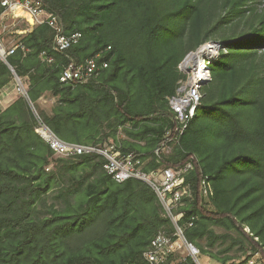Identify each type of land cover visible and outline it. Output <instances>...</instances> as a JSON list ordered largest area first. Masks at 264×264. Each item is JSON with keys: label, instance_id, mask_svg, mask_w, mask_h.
<instances>
[{"label": "trees", "instance_id": "trees-1", "mask_svg": "<svg viewBox=\"0 0 264 264\" xmlns=\"http://www.w3.org/2000/svg\"><path fill=\"white\" fill-rule=\"evenodd\" d=\"M40 1L81 38L56 52L50 28L38 26L0 61V90L13 73L26 79L38 118L20 94L0 107V264H139L155 236L173 233L148 185L115 183L95 155L55 159L34 132L41 122L79 142L114 116L120 151L141 154L146 169L195 158L179 226L198 261L243 264L247 246L264 261V0ZM209 41L223 42L211 81L179 145L159 160L153 150L174 120L167 99L186 78L178 66ZM99 52L109 63L98 77L60 82L63 67ZM40 98L52 102L40 108ZM55 189L59 206L47 201ZM162 264L194 262L175 254Z\"/></svg>", "mask_w": 264, "mask_h": 264}, {"label": "built area", "instance_id": "built-area-1", "mask_svg": "<svg viewBox=\"0 0 264 264\" xmlns=\"http://www.w3.org/2000/svg\"><path fill=\"white\" fill-rule=\"evenodd\" d=\"M4 16L22 19L28 25V32L38 26L49 27L53 36V48L56 52L72 48L78 44L81 38L79 33L65 34L56 18L47 12L40 0H0V17ZM222 46V41H209L194 52V54H198V58L194 60L191 71H187L184 64L178 66L179 71L184 73L186 78L179 82L175 94L167 99L174 120L171 127L165 131L162 141L153 150L157 159L160 160L162 155H169L173 148L179 145L188 123L200 106L201 91L211 81L210 64L218 58V52ZM18 47L19 44H16L6 51L0 47V61L7 64V57L13 55ZM41 57L49 64L53 61L51 57L44 54H41ZM108 63L102 52L93 54L82 63H69L63 67L59 80L61 83L87 82L98 77L108 67ZM10 70L12 69L10 68ZM13 76L17 93L29 102L26 94V81L14 73ZM119 123L120 120L117 117H111L94 133L82 137L79 142L72 143L58 139L41 122H38L34 130L35 132L36 129L40 130L36 134L48 146L55 158L95 155L104 161L103 170L115 183L121 184L127 180H137L153 190L161 205L164 217L172 225L173 233L171 235L160 233L155 236L142 253L139 264H162L169 256L175 254L183 260L189 257L194 264H200L197 259L198 249L185 240L179 226L182 219L180 209L191 197L189 185L186 183V175L194 169L195 158L191 156L184 163L175 167L163 166L146 169L148 162L142 159L141 154L122 153L120 145L113 142L115 138L111 136L110 131L119 126ZM159 160H156V163ZM206 179L205 177L200 182L203 194L207 193ZM243 264H264V261L259 258L257 253L255 257Z\"/></svg>", "mask_w": 264, "mask_h": 264}, {"label": "rangeland", "instance_id": "rangeland-1", "mask_svg": "<svg viewBox=\"0 0 264 264\" xmlns=\"http://www.w3.org/2000/svg\"><path fill=\"white\" fill-rule=\"evenodd\" d=\"M27 33H28V25L22 19H19V18L15 19L12 16L0 17V47L2 48L3 51L11 49L12 46L18 44L20 42V40L22 39V37L24 35H26ZM17 95H18V93H17L16 88H15V80H11L10 84H8L6 88H4L0 91V107L2 109H5L8 106H10L13 103V101L15 100ZM51 102H52V100H45L43 102L40 101L38 103V105L40 108L46 109L47 106L50 105ZM28 104L30 106V110L33 113L34 117L36 119H38L37 114L35 112V109L31 105V103L28 102ZM99 128H101V126ZM115 130H117V132L115 134V139H114L115 141H113V142L116 143L117 145L121 146V141L125 137L121 132L120 126L115 127L112 131H110V134L112 132H114ZM34 132H35V130H34ZM53 158H55V157L53 156ZM55 159H59V158H55ZM63 181L65 182V179ZM58 191H59L58 189L57 190L55 189L54 191L48 193V195H47L48 196V199H47L48 204L53 203V204H57L59 206V204L55 200V198H56L55 195H56V193H58ZM162 214H163V212H162ZM216 231L222 232L221 229H216ZM246 232H248L247 229H246ZM244 251H245V254L243 256V259L246 261L252 259L256 255V253L253 254V252H251V250L248 246L245 248ZM241 254H242V251L229 253L230 256L237 257V258H239L241 256ZM259 258H261L260 255H259ZM199 263L200 264H208V263L213 264L212 262L206 260L204 257L199 258Z\"/></svg>", "mask_w": 264, "mask_h": 264}, {"label": "water", "instance_id": "water-1", "mask_svg": "<svg viewBox=\"0 0 264 264\" xmlns=\"http://www.w3.org/2000/svg\"><path fill=\"white\" fill-rule=\"evenodd\" d=\"M191 54H194V52L189 53V54L184 58V60L181 62V64H184V65H185L187 71H191V70L193 69V66H194V62H193V61H192V62H187V59H188L189 55H191ZM11 71H12V70H11ZM12 73H13V71H12Z\"/></svg>", "mask_w": 264, "mask_h": 264}, {"label": "bare ground", "instance_id": "bare-ground-1", "mask_svg": "<svg viewBox=\"0 0 264 264\" xmlns=\"http://www.w3.org/2000/svg\"><path fill=\"white\" fill-rule=\"evenodd\" d=\"M198 58V54H191L189 55L188 59H187V62H194V60H196ZM36 132H40L39 129H36Z\"/></svg>", "mask_w": 264, "mask_h": 264}, {"label": "crops", "instance_id": "crops-1", "mask_svg": "<svg viewBox=\"0 0 264 264\" xmlns=\"http://www.w3.org/2000/svg\"><path fill=\"white\" fill-rule=\"evenodd\" d=\"M24 80L26 81V79H24ZM25 83L27 84V81H26ZM9 84H10V83H9ZM6 87H7V86H5L4 88H6ZM4 88H2V89H4ZM2 89H1V90H2ZM1 90H0V91H1ZM40 101H42V102H43V101H45V99H43V98H40V99H39V102H40Z\"/></svg>", "mask_w": 264, "mask_h": 264}]
</instances>
